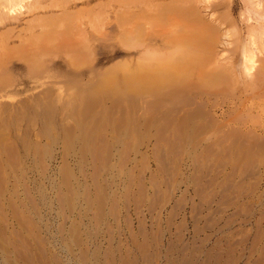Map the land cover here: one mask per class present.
I'll return each mask as SVG.
<instances>
[{
	"label": "rangeland",
	"instance_id": "1",
	"mask_svg": "<svg viewBox=\"0 0 264 264\" xmlns=\"http://www.w3.org/2000/svg\"><path fill=\"white\" fill-rule=\"evenodd\" d=\"M231 5L232 16L216 11L230 47L218 48L224 72L217 65L207 88L227 91L214 102L233 119L231 139L209 136L224 130L223 117L199 126L203 135L173 139L181 127L157 124L135 74L102 71L130 57L133 70L136 57L119 53L108 28L80 70L63 52L39 66L12 61L24 68L0 75V264H264V20L241 18L248 0ZM251 31L253 67L242 56Z\"/></svg>",
	"mask_w": 264,
	"mask_h": 264
},
{
	"label": "bare ground",
	"instance_id": "2",
	"mask_svg": "<svg viewBox=\"0 0 264 264\" xmlns=\"http://www.w3.org/2000/svg\"><path fill=\"white\" fill-rule=\"evenodd\" d=\"M248 1L249 8L246 6L247 9H242L239 14L241 18H244V21H246V23L254 21V19L255 21H257L258 19H260L261 21L264 20V15L260 16V11H262L261 9L264 8V0ZM221 8H225L227 10V14L229 16H232L234 8L231 5V0H227L226 4L220 2V0H0V75L2 76L3 74H8L10 71L15 69L24 68V66H21L23 64L19 65L14 63L15 61L12 62L15 59L19 63L27 62V64H29L28 62L33 61L38 65L44 60L47 61L48 58L58 52H63L64 56L65 54H67L69 57L71 56L70 59L72 58L73 61L77 59L79 63H76L78 65L72 63V66L73 64H75L77 66L76 70H80L81 66L84 67L85 64L87 66V61L89 59L91 60V58L93 57L94 52L92 51V49H94V47L92 45L94 43H97L99 46L103 45L102 43L105 42V38L108 34L106 35L107 32L105 33L103 32V30L105 28H108L109 30L113 31L115 35L112 40L109 39L110 37L107 38L109 39L110 43L112 41L115 44L114 46L118 49L119 53L125 56L136 54V57L133 61V70L131 69V57L129 58V61L123 58L122 61L117 60L118 63L113 64V66L110 65V68L106 70L102 69L105 76H110L112 73L114 76V71H121V74H123L128 80L130 77L132 78V75L134 76L135 74L138 86L137 89L139 90V92L137 93H140L138 95H141V100L147 97L146 92H148V90L150 91L148 92L150 94H148L149 96L147 98L153 97L152 99L155 100V102L151 103H154L153 105H155L156 111L154 113L153 119L157 122V124L162 121H168V125L170 124V126L174 128H178L177 126L181 127V129H179L180 131L178 129H172V132L170 130H167V132H171L173 139H175L174 137H183L184 139L188 140L190 138H194V134L199 130L198 129L196 131V129L199 126L203 125L207 121V119H209L210 121L215 120L218 117H223L224 112H226L223 109L220 110L218 106L219 104L217 105L214 100L217 101L220 95L223 96V92L225 94L227 91L224 90L223 92L220 91L219 93H216V90L214 92L207 90V88L211 86L213 87L214 84H217V81L219 80V77L217 76V71L219 70V68L218 70L216 69L217 65H219L220 67L219 58L223 57L225 52L220 53L218 51V48H223V50H225L227 46L230 47L228 44L230 35L227 29L225 30V32H222V26L219 23L218 18L216 17V11H219ZM29 14L32 15V17L31 19L26 20V16H29ZM156 30L158 32H156ZM100 31L101 33L98 34V32ZM260 35H262L261 32ZM260 35L259 37H261ZM247 41L249 50H245L243 52V62H245V64H253L252 62L255 60H252L254 57L253 51H255L256 48H254L256 44L255 34L253 31H251V33L249 34ZM241 46L240 48H243ZM255 56L257 59V54ZM52 59L53 58H51V60H48L52 61ZM63 59L66 60L68 64L72 62V60L71 62H68L69 58ZM35 63L33 65H35ZM50 63L51 62H49V64ZM90 63L92 65V62ZM3 64H6V66L3 67ZM7 64L10 65L7 66ZM68 64L67 66L71 65ZM223 64L224 63H222L221 66ZM231 65L232 63H230L228 66L232 68L233 66L231 67ZM263 65L264 64H262L261 66ZM43 66L46 68L48 65ZM226 66L227 65H225V67ZM246 66H248V64ZM251 66L253 67L254 64ZM44 67L42 68L44 69ZM222 67H224V65ZM252 67H248V70H250V68L251 70H253L254 68ZM69 68H71V66ZM73 69H75V67ZM86 69L88 70V68ZM220 69L224 72V68L222 69L220 67ZM245 69H247V67H245ZM46 70L47 69H45L44 72ZM93 70L95 72L96 69ZM221 70H219V73ZM248 70H245V72H247ZM47 72H49V70ZM47 72L43 74L48 75L49 73ZM5 76L6 75H4L3 77ZM71 77L73 76L71 75ZM101 77H103V75H101ZM121 77L124 78L123 76ZM261 77L263 80L262 84H264V74H262ZM107 78L108 77H106V79ZM221 78L222 77L220 76V79ZM73 79L74 78H71V81H73ZM5 80L6 79L4 78L3 81ZM133 80H135V78H133ZM255 80L257 81V79ZM229 81L230 80H227L226 83H228ZM259 81L260 80L258 79V82ZM1 82L2 80L0 81V83ZM107 82L108 80L106 81V84ZM130 82L133 83L132 81H128V87L130 86V84L128 85V83ZM10 83H12L11 80ZM5 84L7 83L5 82ZM230 84V86L228 84L227 86L225 85V88L227 89L228 86L231 87L233 85L232 83ZM219 85H223L222 82ZM127 86L125 85V87ZM216 86L218 87V85ZM256 87L257 86H255V88ZM230 89L232 91V88ZM261 89L263 90L264 88ZM61 90L62 89H60L59 91ZM245 90L247 91V89ZM246 91H244L245 94ZM256 92L257 90L255 91V93ZM226 95L227 94H225V96ZM229 95L228 97H231ZM233 96L234 95H232V98ZM235 97L237 98V96ZM254 97H258V94H255ZM148 100L149 99H147L146 101L148 102ZM151 103L149 104L151 105ZM239 104L240 103H238V105ZM230 108L231 104L229 103V109ZM18 110L19 109H17L16 111ZM219 111L222 115L220 114L219 116H216V113ZM241 116L242 115H239L238 120ZM253 117H255V115ZM227 118L224 119L223 117L224 124L222 123V125L225 126L224 130L220 132H218L220 128L217 132H215L216 129L215 131L212 130V133H210L209 136L217 137V139L219 135L224 137L230 136L231 139L233 133L231 132L230 128L233 123V119ZM242 119L240 121H242ZM218 124L217 126H219ZM249 133L250 132H248V134ZM206 134L204 133V135ZM247 138L248 137H246V139Z\"/></svg>",
	"mask_w": 264,
	"mask_h": 264
}]
</instances>
